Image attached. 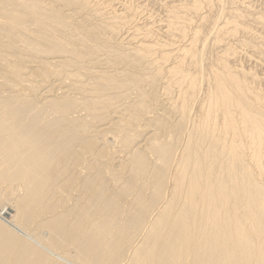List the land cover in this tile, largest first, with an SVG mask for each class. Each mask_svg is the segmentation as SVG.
<instances>
[{
    "label": "bare ground",
    "instance_id": "bare-ground-1",
    "mask_svg": "<svg viewBox=\"0 0 264 264\" xmlns=\"http://www.w3.org/2000/svg\"><path fill=\"white\" fill-rule=\"evenodd\" d=\"M136 1L0 0V264H264V0Z\"/></svg>",
    "mask_w": 264,
    "mask_h": 264
},
{
    "label": "rangeland",
    "instance_id": "rangeland-1",
    "mask_svg": "<svg viewBox=\"0 0 264 264\" xmlns=\"http://www.w3.org/2000/svg\"><path fill=\"white\" fill-rule=\"evenodd\" d=\"M104 1V0H103ZM114 1V0H113ZM124 1H126V0H115V2H113L114 4V7H116L115 9L117 10V11H119V12H123L124 11V9L123 8H125L124 6H125V4H126V2H124ZM138 1V0H137ZM136 1V3H138ZM257 1V0H256ZM255 1V2H256ZM116 3V4H115ZM258 4V7L260 6V2H258L257 3ZM124 5V6H123ZM152 6H151V8H150V6H148V8L146 7V9H144V10H141V12H142V14H141V12L139 11V13L137 14V16L135 17V19H134V21H133V23L134 22H136L135 20H137V25H141V24H145V23H148V22H150L149 21V18H150V20H153V19H151V17L152 16H149V15H152L153 13H152ZM147 9H148V11H147ZM145 12V13H144ZM103 13V12H102ZM109 11L107 12H105V13H103L102 14V16L100 15V17L98 18V16L97 17H93L92 19H93V21L94 22H92V24L94 23V25L93 26H95V27H97L98 28V30H100L102 27H103V25L104 26H106V23L105 22H107V19H108V17H109ZM147 13V14H146ZM152 13V14H151ZM93 15H94V12H93ZM148 15V16H147ZM106 17V18H105ZM97 18V19H96ZM146 18V19H145ZM76 19V18H75ZM96 19V20H95ZM143 19V20H142ZM92 21V20H91ZM136 24H134V25H136ZM133 25V26H134ZM102 26V27H101ZM130 27H132V26H130ZM100 32L102 33V31L100 30ZM99 31H98V33L101 35V33H100ZM129 32V33H128ZM134 30H133V27L132 28H125V29H123L120 33H119V35H117L116 37H114V39H113V37L112 36H114V34H111V35H109L110 34V32H108V31H103V33H106L107 34V36H109L110 38H107V36H105V38H107L108 40H109V42L110 41H112V45H114L113 47H115L114 49H119V50H123L124 49V47L125 48H127V47H129V48H127V49H131V48H133L135 45H136V43L137 42H140V38L141 37H139V39L135 36V35H133L134 33ZM104 34H102V36H103ZM133 36V37H130V36ZM134 36L137 38L136 40L134 39H132V38H134ZM104 37V36H103ZM104 38V39H105ZM128 38H130V39H132V40H130V39H128ZM111 39H113V40H111ZM117 39V40H116ZM143 39V38H142ZM99 40V39H98ZM108 40H105V41H108ZM121 40V41H120ZM123 40V41H122ZM103 41V40H102ZM102 41H100L99 40V42H102ZM98 43L97 42V40L95 41L94 40V43ZM121 42V43H120ZM135 42V43H134ZM141 42H142V40H141ZM76 43H77V41H76ZM79 44V43H78ZM78 44H76V45H78ZM131 45V46H130ZM123 46V47H122ZM123 48V49H122ZM101 55V58L102 59H106L107 57L105 56V54L104 53H101L100 54ZM25 57H27V56H25ZM29 59V58H28ZM31 59V58H30ZM248 58H243V61L249 66L250 64H252L253 65V63L254 62H252V61H250L249 59L247 60ZM104 62H106V61H104ZM251 62V63H250ZM102 63V62H101ZM99 64V65H98ZM98 64H96V66H97V71H103V72H109V71H113V68L110 66V64L109 65H105L106 63H102L103 65H100V63H98ZM31 65H34V64H31ZM37 65V63L35 64V66ZM252 65H250V66H252ZM34 66V67H35ZM89 66H91V65H89ZM109 66V67H108ZM119 67H120V65H119ZM116 68H117V66H116ZM122 67H120V69H121ZM260 70H263V72H264V66H261L260 68H259ZM28 77V76H27ZM32 78V77H31ZM50 78V80L51 81H49V79H48V81H49V84H48V86H51L52 85V83H54L55 84V86L57 87V89L59 88L60 89V91H58L59 92V94H57L56 93V87H54V85H52V88L54 87L55 88V90L53 89L51 92V94L49 93V95L51 96V97H48V96H46V95H44L45 93H46V91L48 90H45V91H40V94H42V95H38L39 96V101L40 100H43L42 98H44V96H46L48 99H53V98H55L56 96H58V97H61V95H62V93L61 92H64V93H69V89H71V87L70 86H68L67 84H65V83H60V81H59V79H57L58 81H56V76H55V78H54V76H53V79H51L52 78V76L51 77H49ZM55 81V82H54ZM163 81V82H162ZM165 80H161L159 83H160V85H158L159 86V88H160V86L161 87H165L166 86V82H164ZM57 84V85H56ZM62 84H64V85H67V86H64V85H62ZM59 85H61V86H63V87H61V86H59ZM59 86V87H58ZM66 87H67V89H68V91L66 90ZM68 87H70V88H68ZM146 87V86H145ZM163 87V88H164ZM51 88V89H52ZM63 88H65L64 90H63ZM147 88V91H148V88H149V90H150V86H148V87H146ZM63 90V91H62ZM55 91V92H54ZM67 91V92H66ZM54 92V93H53ZM159 92L160 93H162L160 90H159ZM176 92V91H175ZM175 92H173V96L172 97H174L175 96ZM175 93V94H174ZM39 94V93H38ZM48 94V93H47ZM44 95V96H43ZM55 96V97H54ZM53 97V98H52ZM171 97V98H172ZM46 98V99H47ZM162 100L163 101H165V102H162V103H160L161 105H162V107H165V108H167L168 106H167V104H166V102H168V100H167V98H164L163 96H162ZM165 103V104H164ZM160 106V105H159ZM167 106V107H166ZM162 107H157L158 109L157 110H159V109H162ZM165 112L164 113H166V110H164ZM113 116V114L111 115V117ZM59 125H65V123H63V122H61ZM149 131H150V129H149ZM144 138L145 137H143V140H144ZM142 139V138H141ZM44 144H47V142L46 141H44ZM143 141L141 140V146L143 147ZM19 193H16V196L18 195ZM0 202H1V198H0ZM9 207L11 208L12 206L11 205H9ZM13 209V208H12ZM2 217H4V216H2ZM5 218V217H4ZM3 218V219H4ZM5 220H7V221H12V219L11 218H7V219H5ZM4 222V221H3ZM5 223V222H4ZM35 228H32L31 230H34ZM24 233V232H23ZM27 233H29V232H27ZM25 235H26V233H24ZM45 234H47V232H45ZM93 234H99V233H91V235L88 237V236H86L87 238H90ZM70 238H71V240H70V244H71V246H66V247H63V248H59L60 250L59 251H64L65 253H67L68 252V250H74L75 249V247L77 246V244L80 242V241H82L83 240V235H80V236H78L77 237V235L74 237L73 235H71L70 236ZM86 238V239H87ZM109 251V253H108V255H105V256H102V258H103V260L107 263V264H109L110 262H112V261H114L115 260V258H117L118 256H119V254H117V253H119L120 251H116L115 249H109L108 250ZM10 263H12L13 264V261H12V259H11V257H10V260H9V262L7 263V264H10Z\"/></svg>",
    "mask_w": 264,
    "mask_h": 264
}]
</instances>
